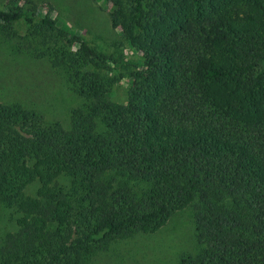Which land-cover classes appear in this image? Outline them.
Segmentation results:
<instances>
[{
  "label": "trees",
  "instance_id": "obj_1",
  "mask_svg": "<svg viewBox=\"0 0 264 264\" xmlns=\"http://www.w3.org/2000/svg\"><path fill=\"white\" fill-rule=\"evenodd\" d=\"M102 1L140 53L125 103L81 34L32 0L0 9L12 50L82 99L67 128L0 101V264H86L187 206L199 249L179 264H264V0Z\"/></svg>",
  "mask_w": 264,
  "mask_h": 264
},
{
  "label": "rangeland",
  "instance_id": "obj_2",
  "mask_svg": "<svg viewBox=\"0 0 264 264\" xmlns=\"http://www.w3.org/2000/svg\"><path fill=\"white\" fill-rule=\"evenodd\" d=\"M58 22L69 25L90 45L105 56L101 71L112 80L108 99L125 103L131 79L128 71L140 61V53L131 49L114 28L109 17L110 6L102 0H32ZM8 0H0V9ZM25 27L19 32L24 33ZM14 41L0 34V101L19 102L35 109L46 121H59L69 126L70 110L82 104L63 74L46 59H32L12 50ZM38 182L26 188L34 195ZM193 207L174 211L156 232L137 233L118 238L105 250H98L86 264H179L182 255L194 254L199 245L195 238ZM12 210L0 208V237L16 228Z\"/></svg>",
  "mask_w": 264,
  "mask_h": 264
}]
</instances>
